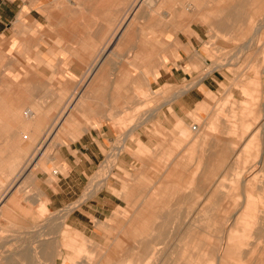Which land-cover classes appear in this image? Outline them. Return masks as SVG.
Wrapping results in <instances>:
<instances>
[{"label":"rangeland","instance_id":"374dc122","mask_svg":"<svg viewBox=\"0 0 264 264\" xmlns=\"http://www.w3.org/2000/svg\"><path fill=\"white\" fill-rule=\"evenodd\" d=\"M140 3L146 10L142 16L144 22L156 20L154 7L167 6L162 12L155 11L160 12L161 23L175 26L192 23L197 29L202 23L208 25V39L195 37L192 61L185 70L187 79L171 87V96L164 94L168 87L159 95L145 94V103L152 105L146 104L139 116V120L146 121L141 129L143 142L132 135L123 142L120 133L78 199L62 208L47 206L45 193L35 176L46 173L50 180H55L53 172H62L58 160L47 158L54 151L55 136L44 154L40 152L46 139L34 149L33 183L27 193L32 198L31 226L26 232L21 231L19 220L23 210L18 207V222L12 233L14 254L0 253V264H94L96 261L123 264L120 253L129 251L134 240L161 233L168 236L167 242L171 244L180 235L179 225L187 218L196 227L189 231L187 247L179 252L177 264H216L214 252L222 243L227 249L220 257L224 264H250L260 257L259 251L234 255L228 248L248 251L251 247L264 246V191L260 190L264 188V0H140ZM238 4L240 8L233 13ZM227 12L240 16L239 22L234 21L233 15L227 16ZM220 21L226 24L221 34L215 28ZM0 57V91L7 93L17 77L10 75L2 51ZM12 65L17 69L18 64ZM207 77L213 79L210 80L212 91L202 86ZM6 78L8 85H3ZM191 90L203 93L202 103L194 105L192 112L174 113L171 103L180 104V98ZM196 97L201 99L199 95ZM1 100L8 102L10 96L2 94ZM160 102L169 106L167 112H162L166 128L158 121L147 123L149 116L153 121L159 115ZM183 128L187 133H182ZM40 133L32 137L29 132L19 130L17 139L30 136L36 143ZM192 174H196L195 182L189 185ZM246 176L252 178L248 186L251 191L240 186L239 182ZM216 180L218 184L213 183ZM222 186L235 188L230 192L232 196L226 192L225 201L221 191L227 189ZM209 187L219 190L207 198L205 192ZM112 195L122 200L123 204L115 201L122 207H116L111 215L106 212L100 219L96 218L92 214L96 210L94 199H111ZM228 203L238 206L228 207ZM147 204L148 221L145 218V223L127 222V218L136 216L134 211ZM74 219L81 224L73 225ZM223 225L224 241L220 239ZM259 232L263 233L257 236ZM113 239L124 243L115 247Z\"/></svg>","mask_w":264,"mask_h":264},{"label":"crops","instance_id":"0c3cea01","mask_svg":"<svg viewBox=\"0 0 264 264\" xmlns=\"http://www.w3.org/2000/svg\"><path fill=\"white\" fill-rule=\"evenodd\" d=\"M238 5L233 13L240 8ZM163 7H154L156 20L144 22L142 16L146 10L140 0H0V51L9 64L10 75L17 77L7 93L0 91V253L14 254L11 252L12 233L18 222V207L23 210L19 220L21 231L26 232L31 226L32 198L27 193L33 183L34 149L46 139L40 152L44 154L55 136L54 151L47 158L58 160L62 172H53L55 180H50L46 173L35 176L40 190L45 193L47 206L62 208L67 202L78 199L120 133H123V142L130 135L143 142L141 129L146 121L139 120V116L146 104L152 105L145 103V94L157 92L159 95L168 87L169 91L164 94L171 96V87L187 79L185 70L192 61L195 37L208 39L209 27L203 23L200 29L194 28L192 23L183 26L161 23L159 13L164 11ZM233 13L226 15H233L234 21L239 22L240 16L235 17ZM223 22L215 26L219 34L226 30ZM12 63L18 64L17 69ZM6 80L3 85H8ZM210 80L213 79L207 77L202 81L208 91L213 87ZM2 94L10 96V101L1 100ZM202 101L203 93L191 90L180 98V104L173 101L170 108L174 113L192 112L194 105ZM168 107V103L160 102L159 115L153 121L149 116L147 123L158 121L166 128L162 112H167ZM123 127L127 129L121 132ZM19 130L29 132L32 137L41 133L35 143L30 136L22 135L23 139H17ZM182 133L187 130L183 128ZM247 143L246 140L243 148L246 149ZM246 163L244 158L243 165ZM195 175L192 174L189 185L195 182ZM217 181L213 183L218 184ZM235 183L251 191L248 186L252 178L246 176ZM222 188L227 189L221 191L225 201L226 192L232 196L230 192L235 188ZM215 190L219 189L209 187L206 197ZM94 200L96 210L92 214L98 219L122 207L116 200L123 204L113 195L111 199L96 197ZM147 206L150 207L147 204L134 211L136 216L127 218V222L145 223ZM229 206L238 205L228 203ZM118 213L121 212L118 210ZM193 222L188 218L183 220L181 227L179 225L180 235L171 244L167 242L168 236L161 233L134 240L129 251H121V262L177 264L179 252L187 247L189 231L196 227ZM72 224L81 223L74 219ZM113 242L115 247L124 243L116 239ZM175 248H179L178 251L174 252ZM226 250L224 243L216 248V264H224L220 257ZM228 250L234 255L259 251L260 257L250 264H264V246L251 247L248 251L238 247Z\"/></svg>","mask_w":264,"mask_h":264},{"label":"built area","instance_id":"2783aa9c","mask_svg":"<svg viewBox=\"0 0 264 264\" xmlns=\"http://www.w3.org/2000/svg\"><path fill=\"white\" fill-rule=\"evenodd\" d=\"M192 130L195 131L196 130V125L192 126Z\"/></svg>","mask_w":264,"mask_h":264},{"label":"bare ground","instance_id":"6f19581e","mask_svg":"<svg viewBox=\"0 0 264 264\" xmlns=\"http://www.w3.org/2000/svg\"><path fill=\"white\" fill-rule=\"evenodd\" d=\"M197 129V128H196ZM246 180V179H245ZM236 215V214H235Z\"/></svg>","mask_w":264,"mask_h":264}]
</instances>
